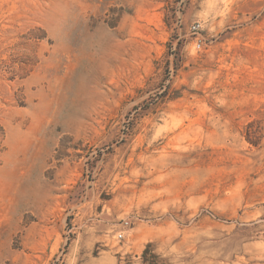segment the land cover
<instances>
[{
  "label": "rangeland",
  "instance_id": "rangeland-1",
  "mask_svg": "<svg viewBox=\"0 0 264 264\" xmlns=\"http://www.w3.org/2000/svg\"><path fill=\"white\" fill-rule=\"evenodd\" d=\"M0 128V264H264V0H0Z\"/></svg>",
  "mask_w": 264,
  "mask_h": 264
},
{
  "label": "trees",
  "instance_id": "trees-1",
  "mask_svg": "<svg viewBox=\"0 0 264 264\" xmlns=\"http://www.w3.org/2000/svg\"><path fill=\"white\" fill-rule=\"evenodd\" d=\"M1 131L3 132V136H4V130L2 128H0ZM149 248L150 246L148 245L147 248L145 249V251L143 252V264H158L157 260V256L153 255V256H149ZM150 257V258H149Z\"/></svg>",
  "mask_w": 264,
  "mask_h": 264
},
{
  "label": "built area",
  "instance_id": "built-area-1",
  "mask_svg": "<svg viewBox=\"0 0 264 264\" xmlns=\"http://www.w3.org/2000/svg\"><path fill=\"white\" fill-rule=\"evenodd\" d=\"M200 30H201V25H200V24H194V25L191 26V32H192L193 34H195V35H197V34L199 33ZM200 46H201V43L198 42L197 47L200 48ZM126 225H128V223H126ZM118 237H119L120 239H122V238H123V234H119Z\"/></svg>",
  "mask_w": 264,
  "mask_h": 264
}]
</instances>
